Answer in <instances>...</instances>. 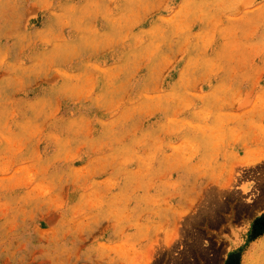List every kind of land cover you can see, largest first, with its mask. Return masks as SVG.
I'll return each instance as SVG.
<instances>
[{
	"label": "rangeland",
	"instance_id": "obj_1",
	"mask_svg": "<svg viewBox=\"0 0 264 264\" xmlns=\"http://www.w3.org/2000/svg\"><path fill=\"white\" fill-rule=\"evenodd\" d=\"M263 212L264 0H0V264H264Z\"/></svg>",
	"mask_w": 264,
	"mask_h": 264
},
{
	"label": "trees",
	"instance_id": "obj_2",
	"mask_svg": "<svg viewBox=\"0 0 264 264\" xmlns=\"http://www.w3.org/2000/svg\"><path fill=\"white\" fill-rule=\"evenodd\" d=\"M264 231V212L261 213L258 217H256L252 223L251 230L249 233L250 239H253L260 233ZM237 252H231L226 260L225 264H236V262H231L233 258L237 259ZM231 262V263H230Z\"/></svg>",
	"mask_w": 264,
	"mask_h": 264
}]
</instances>
